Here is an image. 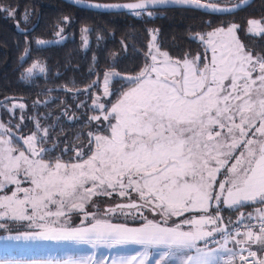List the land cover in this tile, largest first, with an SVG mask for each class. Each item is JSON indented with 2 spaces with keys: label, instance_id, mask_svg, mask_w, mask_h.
Returning <instances> with one entry per match:
<instances>
[{
  "label": "snow or ice",
  "instance_id": "snow-or-ice-1",
  "mask_svg": "<svg viewBox=\"0 0 264 264\" xmlns=\"http://www.w3.org/2000/svg\"><path fill=\"white\" fill-rule=\"evenodd\" d=\"M160 5L192 6L215 14L231 12L230 8H220L202 0H141L127 5L88 6L128 8L134 10L136 16H152L148 7ZM0 11L14 19L10 6H0ZM28 16L25 10L22 19L27 21ZM63 19L68 20L67 17ZM236 27L231 25L226 33L235 46H221L223 50L219 53L211 37L224 30L207 34L212 57L203 67H200L199 56L189 59L186 53L181 60L161 51L157 43L159 31L150 30L147 62L138 74L122 76L116 71H105V96L111 95L109 84L113 77L133 86L123 91L107 112L103 104H95L104 120L111 117L115 122L109 124L107 136L87 133L95 149H90L87 159L74 149L75 158L80 162L63 163L59 157L54 163L45 162L43 157L55 151L56 145L37 147V142L44 143L49 138L47 129L41 128L38 122L39 137L35 133L26 138L16 137L26 146L25 150L12 145L11 129L0 122V191L15 185L11 195L0 196V221H3L0 229L16 233L7 240L73 241L93 246L167 245L160 256L164 264H234L233 258L237 257L241 264H264V258H256L257 253L251 250L252 245H258L264 253V212L260 214L258 232L249 227L242 239L237 238L240 233L229 232L218 247L208 246L214 235L227 231L218 225L222 219L219 216L221 204L233 209L241 206L242 201L264 202V56L253 57L251 51H245L234 34ZM247 32L264 35V27L250 21ZM198 38L204 40L203 36ZM36 42L48 43L39 39ZM37 68L45 71L37 62L27 69L28 75ZM21 79L26 77L22 75ZM24 108L22 103H13L6 110L12 115L15 109ZM99 119V116L90 118ZM13 127L19 128V125ZM63 151L66 153L68 149ZM230 160L233 162L229 166ZM222 168L226 170V179L218 184L220 194L214 195L216 177ZM21 175L31 187L20 186ZM225 192L227 199L222 201ZM113 193L129 199L135 193L139 202L110 207L105 216L116 211L124 215L133 211L139 213L141 208L159 212L165 218L180 217L185 212L204 214L185 219L173 227L149 220L142 227L132 228L95 219L94 214L88 213L85 219L93 215L95 223L85 227L68 226L67 219L64 223L60 221L61 217L66 218V208L83 210L94 196L109 197ZM213 201L216 203L215 216L210 212ZM50 205H55L56 211H52ZM17 221H28V230L19 232L10 226ZM183 224L189 225V230H183ZM208 225L213 226L211 230H206ZM229 238L239 247L228 248ZM245 251L247 256L243 255ZM147 258L145 252L139 257L114 259L111 264H146ZM0 264L18 262L0 261ZM63 264H104V260L76 258Z\"/></svg>",
  "mask_w": 264,
  "mask_h": 264
},
{
  "label": "trees",
  "instance_id": "trees-1",
  "mask_svg": "<svg viewBox=\"0 0 264 264\" xmlns=\"http://www.w3.org/2000/svg\"><path fill=\"white\" fill-rule=\"evenodd\" d=\"M0 6H10L14 11V19L0 11V104L16 100L27 102V129L34 124L33 115L39 117L40 114L50 128L54 127L53 122L58 124L57 128L73 131L87 127L82 119L74 123L64 121V118L55 119L53 115L59 114L61 105L49 98L60 95L76 96L62 91L61 88L80 89L108 70H115L122 76L138 74L147 62L145 56L152 28L159 31L160 47L172 57L183 59L186 53L188 57H193L203 52V45L192 38L195 35L236 24L238 36L247 51H251L254 56H264V35L247 32L251 19L261 20L264 24V0H255L249 7L226 16H213L198 10L173 7L153 10L157 13L154 17H137L127 12L88 11L62 0H0ZM25 10L29 13L27 21L22 19ZM65 17L68 18L67 22L63 19ZM17 22L24 29L35 24L36 26L31 32L20 33L17 31ZM84 28L87 31H82ZM60 29L67 34L63 42L37 44L38 39H55ZM37 62L45 67V72L29 76L27 69ZM22 75L26 79H21ZM113 84L116 85L113 94L115 100L129 85L118 78L113 80ZM95 89L100 90L97 87ZM6 97L16 99L4 100ZM8 117L6 111L0 107V119L8 123ZM12 119L10 125H16L18 118ZM69 135H59L58 138L62 141L72 139ZM263 206L264 202L259 201L245 203L233 209L221 205L219 214L222 221L228 223L234 221L239 212L254 211ZM128 222L137 224L143 221Z\"/></svg>",
  "mask_w": 264,
  "mask_h": 264
},
{
  "label": "rangeland",
  "instance_id": "rangeland-1",
  "mask_svg": "<svg viewBox=\"0 0 264 264\" xmlns=\"http://www.w3.org/2000/svg\"><path fill=\"white\" fill-rule=\"evenodd\" d=\"M208 1L209 2H215V3H234V2H237L239 0H208ZM149 12H152L153 15L152 16L141 15V16H137V17H142V16L154 17L157 15L156 12H153V11H149ZM250 21H256L260 24L261 27H264V24L262 23L261 20L251 19ZM231 25H236V24H231ZM231 25H229L227 27L214 28L208 32L199 33V34L195 35V37H197L196 39L203 45V52L198 53L195 56H193V57H196V56L200 57V67H203V65L205 63L210 62L211 57H212V45H209L207 43V40H208L207 34L216 32L217 29H223L224 30L223 32H219V33H217V35L211 37L213 44H215L217 46V52L218 53L223 50L221 48V46H230V47L235 46L234 42L232 41V37L230 35L226 34L227 29ZM154 29L158 30L156 28H152L151 30H154ZM248 29H249V26H248ZM150 34L152 35L151 32H150ZM234 34H235L236 38L239 40V42L244 46L245 51H247L245 45L243 44V42L240 40V38L238 36L237 27L235 29ZM66 35L67 34L65 33V31H63V29L61 31V29H60V31L57 34V37L55 39L43 40V41H46L48 43L40 44V45H47V44L56 43V42H63L64 39L66 38ZM200 36L204 37L203 41H201L198 38ZM85 40L87 41V37L85 38ZM150 40H151V38H150ZM157 43L159 44L158 37H157ZM159 46H160V44H159ZM161 51H165V50L161 48ZM148 52H149V48L147 50V53ZM147 53H146V55H147ZM252 56L257 57V56H254L253 54H252ZM193 57H188V58L191 59ZM172 58H174V57H172ZM183 59H181V60H183ZM44 69H45V67H44ZM108 71H115V70H108ZM44 72H40L39 68H37L34 70L33 74L44 73ZM254 75H255V73H254ZM103 78H104V76L101 77L99 80L101 82V90L94 94L92 104L94 105V107H95V104H103L105 106L104 111L107 112V110H109L111 108V106L113 104H115L120 99L121 93L123 91H127L128 88L132 87L133 85H129L128 87L123 89L122 92L120 93V95L118 96V98L115 99V101H113L111 103V105L108 107L109 99H110L111 95H108V96L104 95ZM114 79H115V77L111 78V83ZM111 83L109 84V91L112 94ZM13 103L21 104L23 102L19 101V100L12 101L11 103L3 104L4 107H1V108H3L5 111H7L6 109H10ZM13 114H14V111H13ZM98 116L100 117L99 120L101 121V122H99V124H103L102 126L105 129V132L93 134V136L94 135H104V136L109 135L108 126L110 123H114L115 121L112 120L111 117L107 121L104 120L101 111L98 114ZM0 122H2L6 128L11 129L9 124L4 123L1 119H0ZM94 127L98 128V127H101V125H99V126L97 125ZM5 138H7V136H5ZM12 145L14 147L20 149V150H25V148H20L18 146H15L13 136H12ZM37 147L40 148L38 145H37ZM94 149H95V143L93 141V150ZM235 154L238 155L239 150ZM44 161L47 162L46 160H44ZM76 162H80V161H76ZM232 162L233 161H231V160L229 161V166L231 165ZM72 163H75V162H72ZM225 171H226L225 168H222L220 170V173L216 177V186H215V190H214V195L220 194L218 184L220 182H223L226 179ZM19 179L21 180V185H20L21 187H31L30 183L24 180L23 175H21L19 177ZM14 190H15V185H8V187H6L2 191H0V196L11 195L12 191H14ZM114 199L120 200V201L129 200V198L120 197L116 193H113V195L109 196V197L94 196L90 202H88L84 205L83 210H69L66 208L65 209L66 218L61 217L60 221L62 223H64L65 220L67 219L68 226L85 227V226H88L89 223H95V219L108 220L113 224L114 221L112 219L114 217H116L118 219V222H116V223H119V224L143 226L149 220H151V221H154L157 223L164 224V226L170 225L173 227L175 225L181 224V222L185 219H189V218L195 219L197 215H203L204 214L202 212L201 213L185 212L180 217L172 216L170 218H165V217H162L159 212H157V214H154L153 212H147L146 210L141 208L139 213L133 211L128 215H124L120 211H116L115 213H111V214H108L107 216H105L104 215L105 211L102 210L103 204L105 203L103 201L112 202V201H114ZM131 199L137 200V196L135 193L131 194ZM226 199H227V192H225L223 194V196H221L222 201H225ZM250 202L251 201H242L241 205H243L245 203H250ZM221 205L223 207H228L226 204H221ZM49 207L52 211H56L55 205H50ZM215 207H216V203H215V201H213L212 208H215ZM236 207H239V206H236ZM214 210L210 209V212L213 216L216 215ZM29 213H31L30 208H29ZM86 213L94 214L95 219H93V215H88L87 219H85ZM241 213H243V212H241ZM219 216L221 217V215H219ZM121 221H123V222H121ZM128 221H143V222L133 224V223H129ZM2 222L3 221H0V223H2ZM28 223H29L28 221H17V222H15L14 225H10V226L14 227V229H16L19 232H23V231L28 230V228L26 227L28 225ZM181 226H182V228L187 227L189 229V225H187V224H183ZM212 227H213L212 225H208V226H206V230H211ZM229 229H230V227L227 228V230H229ZM14 234H16L15 231L14 232H6V231L0 229V261H16V262H18V264H63L64 261H67L70 259L89 258L90 257L91 259H93V261H98L101 258H103L104 264H111L112 260L118 259L120 257H131L134 255L139 257L140 255H142L145 252H147V253L150 252L149 248H145V247H149L148 245H143V246L142 245H136V248H135L134 246H130L129 244L112 245V246L101 244V245L93 246L92 244L76 243L73 241L14 242V241L7 240L8 236H11ZM214 236H216V235H214ZM213 245L215 247H218L215 244H212V246ZM208 246L212 247L210 245H208ZM139 247H142V248H139ZM146 264H151V262L146 261Z\"/></svg>",
  "mask_w": 264,
  "mask_h": 264
},
{
  "label": "flooded vegetation",
  "instance_id": "flooded-vegetation-1",
  "mask_svg": "<svg viewBox=\"0 0 264 264\" xmlns=\"http://www.w3.org/2000/svg\"><path fill=\"white\" fill-rule=\"evenodd\" d=\"M35 74H41V73H35ZM103 76L104 74L97 75L95 79H93L90 83L84 84L83 87L77 90L69 89L65 87L61 88L62 91L64 90L67 92H71L73 94H76V96L60 95L59 97L57 96L55 98H49V99L55 100L61 105L60 107L61 109H59L60 110L59 114L53 115L55 119L64 118V121H67L69 123H74V121L77 122L79 121V119H82L83 123H87V127L81 128L77 131L57 128L58 124L55 122H53L54 127L50 128L49 124L43 121V119H41L42 118L41 114L39 115V117L38 115H33L34 124L32 125L31 128H28V129L25 128L26 127L25 121L27 118L29 107L27 105V102L23 100H20L23 102L22 104L25 105V108L23 110L15 109L14 114L12 115H10L8 111H6L7 115L9 116L7 118V120L9 121L7 124H9V126L11 127V133L14 139L15 146H18L20 148H26V146L22 142L17 140L16 138L17 136H22L26 138L33 133H35L37 137L41 135V133L37 131V122H38L41 128L47 129L49 138L44 143L37 142V145L40 148H49L52 145H56V150L49 152L47 155H45L43 157L44 160L50 163H54L55 159L59 157L61 159V162H64V163H72V162L79 161L78 159L75 158V152L73 151L74 149H78L79 151H81L84 154V159L88 158V156L91 154L90 149L93 150V141H92V138L89 135H87V133L97 134V133L105 132V129L102 126L103 124H99V122H101L100 120H90L91 117H96L100 113V111L97 110L92 104V100H93L94 94L101 90V82L99 80ZM94 82H96L95 86L89 88V85H93ZM111 86H112V94L109 99L108 107L111 105L113 101H115L113 99L114 97L113 94H114V89L116 85L113 84V81L111 83ZM95 87L100 88V90L98 91V89H95ZM85 89L87 90L85 91ZM47 101H48V98H47ZM21 116H23V119H21ZM12 118H18V123H16V125H20L19 128H14L12 126L15 124L11 123L12 125H10V121H13ZM97 125L98 126L101 125V127H98V128L94 127ZM21 127H24V128L21 129ZM63 134L64 135L70 134L69 136H71L72 139H69V140L67 139L64 141L60 140L58 137L59 135H63ZM65 148L68 149L66 153L63 151V149ZM103 202L105 203L103 204L102 210L106 211L108 208L110 207L114 208L116 205L129 204L132 202H139V201H137L136 199H129V200H124V201L114 199V201L112 202H106V201H103ZM144 210H146L147 212H150L148 209H144ZM153 213L157 214V212H153ZM116 219L117 218L114 217L112 220L114 222H118L116 221Z\"/></svg>",
  "mask_w": 264,
  "mask_h": 264
},
{
  "label": "water",
  "instance_id": "water-1",
  "mask_svg": "<svg viewBox=\"0 0 264 264\" xmlns=\"http://www.w3.org/2000/svg\"><path fill=\"white\" fill-rule=\"evenodd\" d=\"M62 1L68 3L72 6H75L77 8H80V9L93 11V12H100V13H124V12L133 13L134 10L128 9V8H94V7H89L88 5L89 4H121V5H127V4H134V3L141 2V0H131V1H122V2H105V1L85 0V2H83V3H74L73 0H62ZM254 1L255 0H247V2H245V0H239L237 2L230 3V4L211 2L220 8H230L231 9L230 13H224V14H215V13H211L209 11L203 10V9H197L195 7H192V6H180V5L149 6L147 11L163 10V9L177 7V8L198 10V11H202L206 14L213 15V16H226V15L235 14V13L241 11L242 9L249 7L251 4H253ZM202 2L209 3V1H204V0H202ZM237 4H239V7H234ZM35 26H36V24L34 26H32L31 28L24 29L19 25V27H17V31L20 33H28V32L33 31ZM21 29H24L25 32H21ZM4 100H6V99H4Z\"/></svg>",
  "mask_w": 264,
  "mask_h": 264
},
{
  "label": "crops",
  "instance_id": "crops-1",
  "mask_svg": "<svg viewBox=\"0 0 264 264\" xmlns=\"http://www.w3.org/2000/svg\"><path fill=\"white\" fill-rule=\"evenodd\" d=\"M264 210V206L263 207H260V208H257L255 209L254 211H242L243 213H240L238 214V216L235 218L234 221L232 222H228V223H225L222 221V219H220L218 221V225L220 228H228L230 227L229 230L225 231V232H222V233H217L216 235L219 236V240L217 241V243H215L216 246H219V242L224 238V237H227L229 232H232L231 231V228L232 226L235 224V222L239 219V218H246V217H249L253 214H256V213H260L261 211ZM220 215V214H219ZM113 224H119V223H116V222H113ZM125 225V224H123ZM164 225V224H163ZM127 227H132V228H139V227H142V226H134V225H126ZM166 227H172V226H166ZM183 230L187 231L189 230L187 227L186 228H182ZM246 232V231H245ZM245 232H242L240 233L241 235L239 237H237L238 239H242L243 238V233ZM253 232H258V231H253ZM120 245V244H118ZM130 246H134L136 248V245H141V244H137V243H129ZM143 246V245H142ZM149 247H145V248H149L150 252L148 253V258L146 261H150L151 264H164L163 261H160V256L162 253H164L168 246L167 245H148ZM212 246V245H210ZM212 247H215L214 245ZM228 248H236V247H239L238 245H234L232 242H231V239L229 238V243L227 245ZM139 248H142V247H139ZM252 251H255L257 253V257L256 258H264V253H262L260 251V248L258 245H252V248H251ZM244 256L248 255L247 251H245L243 253ZM228 258V255L225 254V259ZM151 259V260H150ZM234 259V264H238L239 262V259L238 257L237 258H233Z\"/></svg>",
  "mask_w": 264,
  "mask_h": 264
},
{
  "label": "built area",
  "instance_id": "built-area-1",
  "mask_svg": "<svg viewBox=\"0 0 264 264\" xmlns=\"http://www.w3.org/2000/svg\"><path fill=\"white\" fill-rule=\"evenodd\" d=\"M261 212H264V210ZM261 212L253 214V215L246 217V218H244V217L239 218L235 222V224L232 226L231 231L242 233V232L247 231L249 227H251L252 231H258L259 225L261 223V220H260ZM218 240H219V236L216 235L208 242V245L215 244V243H217ZM249 259H253V258L249 257ZM238 264H241V262L239 261Z\"/></svg>",
  "mask_w": 264,
  "mask_h": 264
}]
</instances>
